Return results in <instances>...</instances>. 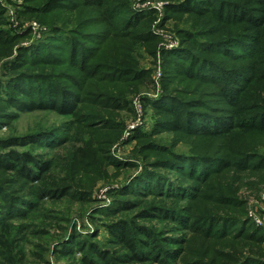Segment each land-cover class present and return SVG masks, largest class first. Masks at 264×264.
<instances>
[{"label": "trees", "instance_id": "obj_1", "mask_svg": "<svg viewBox=\"0 0 264 264\" xmlns=\"http://www.w3.org/2000/svg\"><path fill=\"white\" fill-rule=\"evenodd\" d=\"M169 1L182 46L165 52L161 94L143 98L154 124L133 137L142 170L111 190L108 210L97 207L98 183L140 165L111 149L129 95L151 79L140 58L155 54L153 13L134 12L131 0H24L20 17L50 35L12 57L21 36L3 27L0 6V130L22 114L45 118L0 136V264H223L207 229L214 212L241 225L240 187L264 186V0ZM86 219L94 232L84 234ZM167 219L197 223L193 238H166L176 226L157 223ZM253 242L264 243V230ZM251 263L264 258L231 264Z\"/></svg>", "mask_w": 264, "mask_h": 264}, {"label": "rangeland", "instance_id": "obj_2", "mask_svg": "<svg viewBox=\"0 0 264 264\" xmlns=\"http://www.w3.org/2000/svg\"><path fill=\"white\" fill-rule=\"evenodd\" d=\"M163 2L165 3V9L163 14L158 13L153 8H159ZM169 0H131V7L134 12L139 14H147L149 12L153 13L152 22L150 23V30L153 35L157 37V43L155 46V54L150 55L147 52L144 53L143 57L140 58V66L146 70L151 71V79L149 82H146L145 86L141 87V90L135 94H130V106L129 109L123 110L121 114V120L124 121V129L121 137L118 142H116L112 146L111 154L113 157L122 162L128 161H138L139 166L134 169V171L129 174L126 172L124 175L120 176L113 185H108L103 181H100L94 190V198L97 200V207L108 210L111 208L113 204V192L117 189H124L126 184H128L133 177H135L140 170H142V162L141 159L136 155L133 156L135 149L138 147L137 140H134V134L130 137L128 141L123 140V136L127 127L132 123L138 120L137 110H136V102H140L143 105V124L140 127H145L147 130H151L153 128V119L152 112L145 107L143 98L148 95V97L157 98L162 91V77L164 72V55L165 52H171L173 50H177L182 46L181 37L179 34L173 29L174 28V20L166 19V11L167 6L170 5ZM24 4V0H0V6L4 10V18L5 23L3 25L4 28L8 29L12 34H16L21 36L18 44L14 46L13 56H16L20 47H31L32 45L43 41L50 35L49 28L46 24L41 23L38 20H26L23 16L20 17V10L22 9ZM12 10V11H11ZM162 10V8H161ZM106 26H100L98 30H104ZM103 32V31H99ZM105 32V30H104ZM141 51H147L146 47H143ZM11 59V58H10ZM2 63H0V77L2 73ZM161 73V77L158 73ZM44 115L41 114H22L15 122H13L12 126L8 124H2L0 130V136L6 137L10 133L14 134H23L29 128L34 127L37 122L40 120H44ZM51 122L54 120H58L59 118L50 116L49 118ZM13 129H11V128ZM137 128V129H138ZM136 129V130H137ZM135 130V131H136ZM165 141L170 140V136L163 135ZM179 147L181 145H178ZM182 149L185 147L181 146ZM136 156V157H135ZM131 175V176H130ZM253 181H246L244 185H242L239 191V197L246 203L244 206V210L246 214L243 215L241 212L237 211V214L241 215L244 220L241 225H237L236 222H230L227 220L228 216H230V212H222L224 210L223 207H218L220 210L215 217L211 220L207 229L213 233L216 238H219V241H216L219 245V251L221 252V256L216 255L217 262H221L223 264H231L233 259L243 255V256H261L264 258V243L256 244L253 242V235L258 232L260 229L264 230V186L260 185L258 187L257 184L249 185ZM254 183V182H253ZM115 189V190H114ZM111 190L113 191L112 193ZM135 209V208H134ZM224 219L223 221H221ZM87 229L83 230L84 234L94 232L95 226L91 223L90 220H84ZM197 223H192L189 228H180L178 223L171 219H167L162 223L158 222V228H167L170 226H176L175 229H168L166 233L167 237H175L181 235H188L191 239L193 236V230L196 228ZM82 231V227L80 223L77 227ZM235 233V234H234ZM107 230L104 228L100 229L99 238L105 236ZM228 235L226 240H221L222 235ZM234 234V235H233ZM193 238V237H192ZM215 238V239H216ZM241 238V239H240ZM215 239H211L209 242L212 243ZM197 246L204 247L203 242H201ZM225 254L228 256L227 258L223 256ZM195 259H200L196 258ZM31 264H39L35 263V260L30 261ZM253 264V263H251Z\"/></svg>", "mask_w": 264, "mask_h": 264}, {"label": "built area", "instance_id": "obj_3", "mask_svg": "<svg viewBox=\"0 0 264 264\" xmlns=\"http://www.w3.org/2000/svg\"><path fill=\"white\" fill-rule=\"evenodd\" d=\"M165 3L163 2V4L159 7V8H153L155 9L158 13L160 14H163V11L165 9ZM162 8V10H161ZM12 11V10H11ZM159 76L161 77V73L159 72L158 73ZM136 110H137V117H138V120L136 122H132L126 129L125 131V134L123 136V140H126L128 141L130 139V137L132 136V134H134L135 130L141 126L143 124V115H144V112H143V105L140 102H136Z\"/></svg>", "mask_w": 264, "mask_h": 264}]
</instances>
